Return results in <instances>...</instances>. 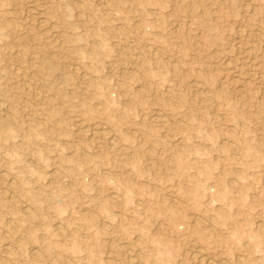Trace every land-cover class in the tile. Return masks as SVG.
Listing matches in <instances>:
<instances>
[{"label":"rangeland","instance_id":"1","mask_svg":"<svg viewBox=\"0 0 264 264\" xmlns=\"http://www.w3.org/2000/svg\"><path fill=\"white\" fill-rule=\"evenodd\" d=\"M0 264H264V0H0Z\"/></svg>","mask_w":264,"mask_h":264},{"label":"bare ground","instance_id":"2","mask_svg":"<svg viewBox=\"0 0 264 264\" xmlns=\"http://www.w3.org/2000/svg\"><path fill=\"white\" fill-rule=\"evenodd\" d=\"M175 63H176V62H175ZM43 65H44V64H43ZM77 66H78V65H77ZM44 67H46V66H44ZM76 69H77V67H76ZM82 72H83V71H82ZM80 73H81V72H80ZM83 74H84V73H83ZM41 81H42V80H41ZM245 81H246V80H245ZM26 82H27V81H26ZM197 85H198V84H197ZM39 93H40V92H39ZM36 101H37V100H36ZM153 115H154V114H153ZM149 117H150V116H149ZM156 117H157V116H156ZM161 117H162V116H161ZM159 118H160V116H159ZM156 119H157V118H156ZM166 119H167V118H166ZM81 124H82V123H81ZM103 124H104V123H103ZM103 124H102V125H103ZM87 127H88V126H87ZM91 127H92V126H91ZM94 127H95V126H94ZM101 127H102V126H101ZM106 128H107V127H106ZM79 129H80V128H79ZM81 129H82V125H81ZM81 129H80V130H81ZM83 129H84V128H83ZM96 129H97V128H96ZM96 129H95V130H96ZM99 129H100V128H99ZM107 129H108V128H107ZM89 130H90V129H89ZM83 131H85V130H83ZM92 131H93V130H92ZM99 132H101L102 135L106 136L107 139H111V137H110V135H109L110 133L107 132L106 129H105L104 127H102L101 130H99ZM114 137H115V136H114ZM111 140L113 141V139H111ZM109 142H110V141H109ZM2 173H3V172H2ZM3 174H4V173H3ZM4 175H5V174H4ZM4 178H5V177H4ZM6 178H7V177H6ZM6 178H5V179H6ZM12 179H13V178H12ZM27 209H28V208H27ZM29 210H30V209H29ZM29 210H28V213H29ZM25 211H26V210H25ZM26 212H27V211H26ZM60 235H61V234H60ZM32 250H33V249H32ZM36 250H37V249H36ZM199 250H200V249H199ZM195 251H196V250H195ZM195 251H194V253H196ZM200 251H202V250H200ZM33 253L35 254V251H33ZM202 254H203V253H202ZM202 254H200V252L197 251V255H196V257L199 258V262H200V263H204V262H206V258H204V257H203L204 254H203V255H202ZM193 257H194V256H193ZM194 258H195V257H194ZM131 259H132V258H131ZM133 261H134V259H133ZM207 263H208V261H207ZM209 263H210V262H209Z\"/></svg>","mask_w":264,"mask_h":264}]
</instances>
